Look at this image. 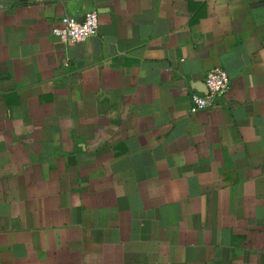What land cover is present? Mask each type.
Segmentation results:
<instances>
[{
  "label": "crops",
  "instance_id": "obj_1",
  "mask_svg": "<svg viewBox=\"0 0 264 264\" xmlns=\"http://www.w3.org/2000/svg\"><path fill=\"white\" fill-rule=\"evenodd\" d=\"M0 264H264V0H0Z\"/></svg>",
  "mask_w": 264,
  "mask_h": 264
},
{
  "label": "built area",
  "instance_id": "obj_2",
  "mask_svg": "<svg viewBox=\"0 0 264 264\" xmlns=\"http://www.w3.org/2000/svg\"><path fill=\"white\" fill-rule=\"evenodd\" d=\"M99 31V13L97 10H88L80 20L71 16H64L52 32L61 42L72 44L86 41ZM203 82L207 94H193L191 97V112L211 110L223 105L230 90V77L221 67H213L203 75Z\"/></svg>",
  "mask_w": 264,
  "mask_h": 264
}]
</instances>
